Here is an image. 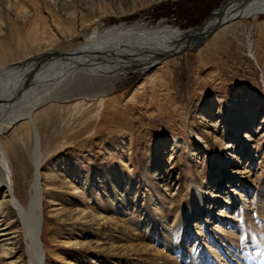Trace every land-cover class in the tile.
I'll return each instance as SVG.
<instances>
[{"label": "rangeland", "instance_id": "1", "mask_svg": "<svg viewBox=\"0 0 264 264\" xmlns=\"http://www.w3.org/2000/svg\"><path fill=\"white\" fill-rule=\"evenodd\" d=\"M221 2L159 0L140 10L138 16H130L126 22L142 19L148 25L162 22L189 29L205 23ZM39 6L40 15L50 24L49 10L42 3ZM114 23L111 16H107L98 26L104 28ZM220 29L199 50L194 51V46L166 58V62L154 66H159L157 71L148 76L131 73L113 91L102 96V105H92L95 100L86 103L76 100L61 104L59 111L52 106L46 111L49 117L39 115L41 171L54 165L61 172L65 170L61 168L70 165L65 173L81 190L54 194L44 191L39 198L41 222L37 241L42 264H169L175 259L176 264H197L208 262L210 254L206 251L212 252V258L221 264H242L233 255L236 249L224 246L218 238L233 236L231 231H237L243 212L246 217L254 218L255 196L263 194L260 185L264 182V14L233 20ZM59 38L56 50L60 52L84 41L83 37L76 38L70 42L73 45L70 48L69 38ZM248 43H251L257 64L249 56ZM74 105L77 107L72 110ZM243 108L249 109V115ZM83 111L87 117L80 119ZM224 113L231 120H243L238 123V133L249 135L246 144L236 147L226 131ZM247 119L250 121L246 124ZM195 132L202 140L195 139ZM160 140L162 142L158 143ZM223 141L229 145L227 148L222 147ZM248 151L254 155L251 164ZM215 153L222 154L220 162L211 158ZM23 155L25 162L18 165L17 195L26 204L35 166L30 149L22 152ZM244 167L250 170L248 176L240 173ZM166 170L168 177L163 175ZM187 172H193L198 182H207V198L210 193H216L215 201L210 198L206 201L212 208L207 222H202L206 215L202 216L204 212L197 210L199 204L191 207V201L190 216L185 214L179 218L181 228L170 221L154 223L158 202L172 207L161 198L160 190L169 195L178 190L183 194L189 179ZM86 174L89 184H94L92 189L89 184V189L82 188L81 179ZM255 176L259 177L256 182L252 180ZM251 180L257 192H247L242 205L234 192L240 193L245 188L243 183L246 185ZM115 193L123 200L128 195L136 203L132 212L135 217L128 221L129 228L141 226L142 233H147V244L152 246L148 254L130 255L131 262L119 257L126 252H119L117 256L116 252L110 254L111 245L106 241L108 233L104 235L99 230L108 217H122L108 211ZM232 198L235 201L229 204ZM62 207L74 209L62 215ZM91 209L107 218L91 220L88 216ZM220 209L227 217L218 216ZM129 215L130 212L125 213L126 217ZM0 220L2 225L7 222L6 218ZM171 236H177L176 241L181 245V260L175 252L176 245L170 248L164 241L170 243ZM233 237L238 239L237 245L243 241L241 236ZM11 246L13 257L8 261L16 264V256L22 253L25 242L18 237L8 244ZM226 247L228 252L224 250ZM25 250L27 252L26 247ZM236 251L235 254L241 256L238 248Z\"/></svg>", "mask_w": 264, "mask_h": 264}, {"label": "bare ground", "instance_id": "2", "mask_svg": "<svg viewBox=\"0 0 264 264\" xmlns=\"http://www.w3.org/2000/svg\"><path fill=\"white\" fill-rule=\"evenodd\" d=\"M40 1L0 0V218L7 220L4 225L0 223V264H11L12 261L8 260L13 257V249L12 246L8 247V244L18 240V237L25 242L27 252L24 247L22 253L16 256L15 263L42 264V255L37 241L41 222L38 210L39 198L44 191H50L52 194L63 190L64 193L81 191L79 186L71 180V176L66 174L70 165L61 168L65 169L61 172L54 168V165H49L47 171H41V137L38 129L40 116L44 114L47 116L46 111L52 106H56L59 111L62 109L61 104L76 100L85 101V103L95 100L92 105H102V96L113 91L131 73L148 76L154 70L157 71L156 68L159 66L153 68L154 66L164 60L166 62V55L182 48L185 51L194 47L195 42H198L197 39L202 38L204 34L207 33L199 45L195 46L194 51L199 50L217 30L227 26L231 21L264 14V0H222L219 8L205 23L189 29H180L162 22L148 25L142 19L126 22L130 16L139 14L140 10L159 0ZM39 3L44 4L49 10L50 24L40 15ZM107 16H111L115 23L99 28L98 24ZM59 37L65 40L69 38L68 44L79 37H83L84 41L74 48H71L72 44H70V50L60 52L56 50ZM247 49L250 58L257 64L251 43H248ZM183 51H179L173 57ZM75 107L77 106L74 105L71 109ZM243 109L249 115V109ZM82 114L80 119L87 117L84 111ZM224 115L226 116L225 125L228 128L226 131L230 133L236 147L241 143L246 144L249 135L245 132L242 135L238 133V127H240L238 123L243 120L234 121L229 119L227 113ZM249 121L250 119H247L246 124ZM10 130L12 132L7 135L6 133ZM193 135L198 141L202 140L196 132ZM161 142L162 140L158 143ZM222 143L223 148L229 146L224 141ZM232 146L233 144L230 145ZM27 149L33 152L35 168L27 202L23 204L17 195L20 180L18 165L24 164L25 157L21 156V153ZM248 154L252 157L251 164L254 161V155L251 151H248ZM221 155L215 153L211 158L214 162H220ZM188 158L191 159L190 156ZM236 159L238 158L235 157ZM184 170L188 171L186 168ZM249 171L244 167L240 173H247L248 176ZM163 175L168 177L169 171H164ZM186 175L189 179L186 187H183V194L182 192L180 194L178 190L179 193L169 195L163 189L160 190L161 198H165L172 207L164 205L162 201L158 202L159 208L156 211L154 223L170 221L181 228L182 221L179 218L185 214L187 217L190 216L191 201L193 202L191 207L199 204L197 210L200 213L204 212L202 216L206 215L202 222H207L212 208L211 203L206 201L209 198L215 201L216 193H210L207 198L209 194L205 189L207 182H198L193 172H187ZM148 179L152 180L149 177ZM179 180L182 189V181ZM252 180L256 182L259 177L255 176ZM252 180L246 185L243 183L246 192L242 189L240 193L234 192L242 205L246 200L244 196L247 192H257L258 188L252 185ZM89 181L88 174L83 176L82 188H94V184H89ZM260 189L263 194L255 196L254 218L246 217V212L245 214L243 212V220L239 222L237 231H231L233 236H241L243 241L237 245L238 239L233 236L218 238V241L229 249L237 250L238 248L242 257L239 253L235 254L237 252L235 249L233 255L237 262L242 264H264V182L261 183ZM114 195L116 198L114 197L108 211L121 214L120 219L101 216L99 212L92 209L88 216H91V220H96L97 217L98 219L107 218L105 223L98 226L104 235L108 233L106 241L111 245L108 248L109 253L116 252L117 256L119 252H126L119 257H125L127 262H131L128 258L130 255L148 254L152 246L147 244L148 236L147 233H142L141 226L129 228L128 221H132L135 217L132 212L136 203L131 201L128 195L125 200L117 193ZM234 201L232 198L227 202L232 204ZM73 209L62 207L60 212L66 215ZM127 212H130L128 217L125 216ZM218 216L223 219L227 217V214L220 209ZM176 226H174L175 229ZM219 230L222 231V229ZM111 237H114L112 241ZM176 237L171 236L170 243H167L166 239L164 241L170 248H172L171 245H176L175 252L181 260L183 259L180 252L181 245L177 243ZM122 241H126L127 244ZM86 246L89 247V245ZM228 248L224 250L228 252ZM206 252L210 254V259L207 258L208 262L197 264H221L212 258L214 256L211 255L212 252ZM175 260L170 261L169 264H176Z\"/></svg>", "mask_w": 264, "mask_h": 264}, {"label": "water", "instance_id": "3", "mask_svg": "<svg viewBox=\"0 0 264 264\" xmlns=\"http://www.w3.org/2000/svg\"><path fill=\"white\" fill-rule=\"evenodd\" d=\"M206 34H207V33H206ZM206 34H204L202 38H198V39H197L198 42H197V41L195 42V46H198V45H199L200 41H202V39L204 38V36H205ZM193 46H194V45H193ZM183 49H184V48L180 49L179 51L182 52ZM179 51L174 52V53H169L168 55H166V57H167V58H168V57H171V56H173L174 54L179 53ZM166 57H165V58H166ZM162 60H163V59H162ZM19 92H20V91H19ZM19 92H18V93H19ZM18 93H17V94H18Z\"/></svg>", "mask_w": 264, "mask_h": 264}]
</instances>
